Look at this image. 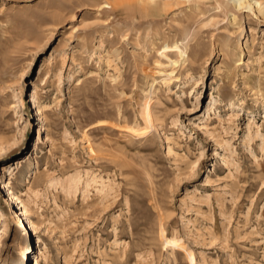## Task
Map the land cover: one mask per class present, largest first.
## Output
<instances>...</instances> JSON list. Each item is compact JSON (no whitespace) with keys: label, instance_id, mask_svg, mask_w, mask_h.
Listing matches in <instances>:
<instances>
[{"label":"rangeland","instance_id":"1","mask_svg":"<svg viewBox=\"0 0 264 264\" xmlns=\"http://www.w3.org/2000/svg\"><path fill=\"white\" fill-rule=\"evenodd\" d=\"M162 7L0 0V264H264V15Z\"/></svg>","mask_w":264,"mask_h":264},{"label":"bare ground","instance_id":"2","mask_svg":"<svg viewBox=\"0 0 264 264\" xmlns=\"http://www.w3.org/2000/svg\"><path fill=\"white\" fill-rule=\"evenodd\" d=\"M140 1H141L143 6L146 4L148 6H150V4H151L152 7L163 6L162 8H164L167 6L173 7L174 5H179L180 1H181V3H182V1H183V3H184V1L190 3L194 0H179V1H177V0H140ZM196 1H198L199 6L206 5L207 2H219L221 4V0H196ZM224 1L229 2V3L231 2L232 5L238 10H241L244 8H249V9L257 8L261 12V14L264 15V7L259 0H224ZM145 2H146V4H144ZM165 2H167V3H165ZM166 11H168V10H166Z\"/></svg>","mask_w":264,"mask_h":264}]
</instances>
